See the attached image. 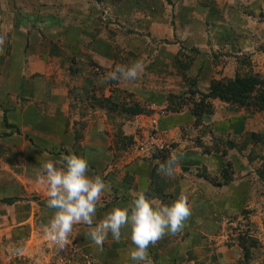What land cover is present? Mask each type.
I'll list each match as a JSON object with an SVG mask.
<instances>
[{
    "label": "rangeland",
    "instance_id": "374dc122",
    "mask_svg": "<svg viewBox=\"0 0 264 264\" xmlns=\"http://www.w3.org/2000/svg\"><path fill=\"white\" fill-rule=\"evenodd\" d=\"M0 36L6 37L0 54V113L4 111L6 120L21 131L0 126V197L17 203L0 207L10 205L17 211L26 205L25 216L38 214L37 219L46 220L48 216L39 208L37 213L35 203H30L32 199L47 203L46 188L35 169L49 160L59 167L61 157L68 154L83 156L89 175H100L110 185L98 210L111 202H130L127 188L138 191L133 174L138 173L137 185L142 187L150 165L158 162L151 151L183 153L175 172L179 173L180 166H187V159L200 152L193 144L207 135L209 126L234 147L227 148L226 158L212 156V168L206 169L216 174L221 167L229 168L228 182L241 203L226 208L211 205L208 198L213 216L206 215L203 232L223 249L239 248L244 237L251 238L246 264H264V114L208 98L211 112L194 123L190 109L198 94L185 98L177 111L169 109L167 98L184 92L190 82L175 62L185 54L193 58L184 75L194 76L201 91L211 78L232 76L236 69L264 75V0H0ZM192 46L198 53L189 49ZM137 60L144 71L136 81L101 82L117 64ZM102 97L136 101L144 112H107L96 102ZM178 112L188 122L177 125L174 136L163 138L159 120ZM49 127L60 130L63 141L47 133L40 139L32 134L34 128ZM193 177H187L191 187L202 180ZM48 224L31 234L34 224L30 228L27 222H11V238L2 236L0 264H104L97 260L93 242L76 238L81 230L87 234V225H74L70 243L60 250L45 233ZM17 228L21 233L15 235Z\"/></svg>",
    "mask_w": 264,
    "mask_h": 264
},
{
    "label": "clouds",
    "instance_id": "9594fccd",
    "mask_svg": "<svg viewBox=\"0 0 264 264\" xmlns=\"http://www.w3.org/2000/svg\"><path fill=\"white\" fill-rule=\"evenodd\" d=\"M5 41L6 37L0 36V54L4 52ZM143 71L144 64L139 60L129 65L117 64L101 82H133ZM183 155L170 154L158 164L157 175L173 177ZM59 165L49 160L35 169V173L46 188L48 207L56 209L45 233L60 250L70 243L69 235L76 224L83 223L89 227L86 235L100 250H103L109 232L115 241H119L121 230L129 227L131 242L135 245L130 251V259L136 264H153L149 258V247L165 235L179 233L192 214L188 197L183 192L167 205L156 203L140 191L127 206L112 208L95 223L97 204L110 185L100 175H89V162L83 156L63 155Z\"/></svg>",
    "mask_w": 264,
    "mask_h": 264
},
{
    "label": "crops",
    "instance_id": "0c3cea01",
    "mask_svg": "<svg viewBox=\"0 0 264 264\" xmlns=\"http://www.w3.org/2000/svg\"><path fill=\"white\" fill-rule=\"evenodd\" d=\"M3 112L4 111L0 113L1 115L0 126L2 127L7 125L11 128V131H15V129L17 128L16 127L17 124L15 123L12 124V122L7 121L8 119L7 117H5V112L4 113ZM25 115H26L25 113L22 114V116ZM183 115L184 113L182 114L179 112L170 115L168 114L166 116L167 118H169L168 120L166 119L162 121L161 120L162 118L159 120L158 127H161L160 129H162L160 132H162L161 136L163 138L174 136L177 130V125L181 126L184 125L183 122H188L186 120L185 121L183 120L184 119ZM163 118L165 117L163 116ZM33 127H37V126H33ZM45 133H47L48 136L57 139L58 142L63 141L62 132L56 128L49 127V130H38L36 128L32 129L33 136L35 134L36 135L35 138L38 139H40L41 137H45ZM23 134L27 135L29 139L33 142L32 140L33 137L29 136L27 132ZM10 135L12 134L10 133ZM4 142L8 143L9 141H4ZM180 146L181 145L179 144L178 147ZM212 162L213 159L211 154L201 155L199 154V152H197V154H195L194 159L188 158L185 163L190 166H194L195 163V164L205 165L206 168L207 167L212 168L211 167L213 165ZM135 171L138 172L137 169H135ZM145 173L146 170L143 169L142 173L140 174L141 182H143ZM133 175L136 176L135 179L133 180V184L135 185L134 188H138V191L136 189L132 190L130 188L131 187L130 185V187L127 188V193H125L129 200L133 199L136 193L140 192L141 190L144 191L147 184L145 180V182L142 183V187L139 184L137 185L138 183L137 180L139 178L138 173H134ZM35 184L40 189L42 188L40 183L36 181V179H35ZM193 185L194 186L192 187L190 186L187 178H183L180 180V192H183L188 197V203L192 211L190 218L185 222V227L176 235H170V234L165 235L155 245H151L148 249L149 258L153 261V264H241L238 262L241 255V250L238 247L228 246L229 248L226 247L227 249H223L225 247L221 245L219 246L213 245V241L209 239L210 235L209 234L207 235V233L203 232V226L205 221L207 220L206 215L209 217L213 216L212 209L209 208L210 202L208 198L213 200L211 205L224 206L226 208H229L230 206L233 205L236 206L237 204H239V202L241 203L240 197L233 190L234 185L231 182L230 183L221 182V186L214 187L205 180H197L196 183H194ZM216 189H218L219 191H217ZM187 190H191V191L188 192ZM205 193L210 194V196H206ZM0 199L2 198L0 197ZM25 201L27 200H24V203H26ZM130 202H126V201H122L121 203L108 202L109 203V205H107L108 208L105 209L103 208L101 210L97 209L94 221L98 223L101 219H103L104 215L107 212H109L112 208L117 206L125 207ZM30 203L31 204L35 203L34 205L37 207V213L40 209L41 211H39V213L42 214L44 217L48 216V218L46 220H44L43 218L37 219L38 214L34 218H32V216L29 214L25 216V211L22 209V206H26V205H19L21 209H18L17 211L8 208L10 205L1 206L0 207V245L3 246L2 243H4V241L2 240V236H5L4 238L8 240L12 236L11 234L12 225H10L11 222L14 223L15 225L24 224L25 222H27L30 225V228L31 225L34 224L35 225L34 230L31 229L30 231V233L32 234L39 228L44 227V224H48L51 219V215L54 216L56 212V209L49 208L47 203L44 201H38L36 199L35 200L32 199L30 200ZM16 204L12 202L11 205H16ZM2 209L5 211L1 212ZM14 230L15 231L13 234L15 235L21 233L20 229L18 228ZM87 230L89 231V227ZM81 233H78L79 236L76 237L78 240L87 241L88 243L92 242V240L85 235L83 230H81ZM30 239L31 240L33 239V235L30 237ZM24 247L27 248L26 245ZM134 248L135 245H133L131 242V232L129 227H125L121 230V239L119 241H115L112 237L111 232H109L108 238L103 245V250H100L98 246L94 245V249L96 251L95 256L97 260L103 261L104 264H136V262L130 259V251ZM51 254L52 256H54L53 253Z\"/></svg>",
    "mask_w": 264,
    "mask_h": 264
},
{
    "label": "trees",
    "instance_id": "16d2710c",
    "mask_svg": "<svg viewBox=\"0 0 264 264\" xmlns=\"http://www.w3.org/2000/svg\"><path fill=\"white\" fill-rule=\"evenodd\" d=\"M190 50L198 53L197 48L192 46ZM195 54V53H194ZM193 54V55H194ZM184 57H175V62L181 68L183 73L182 77L186 78L190 82L186 85V90L180 94H169L168 107L171 111H177L185 103V98H191L192 96L198 94V101L192 103L190 109L193 115V122L196 123L199 117L203 113L211 112V105L207 103L208 98H217L224 102H227L234 106H240L244 109L252 108L253 110L260 111L264 114V75L254 72L251 69L241 70L236 69L232 76H225L222 78H211L206 90L201 91L196 87L195 77L185 76L186 69L189 67L193 57L187 54ZM185 59V61H184ZM187 95V96H186ZM100 107L106 108L107 112L119 111V113L124 112L126 114H138L143 113L144 109L139 107V103L136 101H114L110 97H102L101 99L96 98ZM206 134L204 137H200L193 147L199 149V154L206 155L211 154L212 156H218L219 158L227 157V148L234 147V142L223 138L221 135H216L212 129L207 126ZM16 133H20L19 129H15ZM249 134V133H248ZM28 137L27 135H24ZM78 135L75 140H78ZM29 138V137H28ZM205 139V140H204ZM240 148L244 146L239 145ZM226 148V149H225ZM152 158L158 157V162L150 165L148 169V181L147 186L144 189L145 195L150 199L155 198L162 204L170 205L178 196L181 194L179 184L180 180L184 177L187 178L194 176L193 178H201L207 181L214 187H219L221 182L226 183L230 179V169L226 170V167H221L220 172L213 174V172H208L206 167L203 165L190 166L181 165L179 168V173L171 178L157 175L158 164L164 162L168 157V153L164 151H151ZM228 161V160H227ZM126 188V187H124ZM126 190V189H124ZM14 198L4 197L0 200V203H11ZM245 241L239 243V248L241 249V255L238 260L241 264H246V261L250 257L249 247L253 245V240L248 237H244ZM246 242L247 245L244 244Z\"/></svg>",
    "mask_w": 264,
    "mask_h": 264
},
{
    "label": "built area",
    "instance_id": "2783aa9c",
    "mask_svg": "<svg viewBox=\"0 0 264 264\" xmlns=\"http://www.w3.org/2000/svg\"><path fill=\"white\" fill-rule=\"evenodd\" d=\"M11 258H14V259H17V260H19V257H18V255H16V254H13L12 256H11V254L9 255Z\"/></svg>",
    "mask_w": 264,
    "mask_h": 264
}]
</instances>
